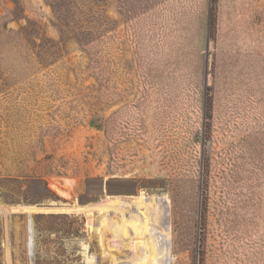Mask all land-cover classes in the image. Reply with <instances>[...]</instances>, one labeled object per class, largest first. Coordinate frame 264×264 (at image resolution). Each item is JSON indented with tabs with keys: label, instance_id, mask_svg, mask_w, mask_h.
<instances>
[{
	"label": "rangeland",
	"instance_id": "obj_1",
	"mask_svg": "<svg viewBox=\"0 0 264 264\" xmlns=\"http://www.w3.org/2000/svg\"><path fill=\"white\" fill-rule=\"evenodd\" d=\"M137 199L164 227L133 231ZM154 239L155 264H264V0H0V264Z\"/></svg>",
	"mask_w": 264,
	"mask_h": 264
},
{
	"label": "bare ground",
	"instance_id": "obj_2",
	"mask_svg": "<svg viewBox=\"0 0 264 264\" xmlns=\"http://www.w3.org/2000/svg\"><path fill=\"white\" fill-rule=\"evenodd\" d=\"M134 202L137 203V207L138 208H143V212H142V216L143 218L140 219L139 217H135V218H132L130 219L129 221H127L129 223V226H131V228L133 229V231L136 233V234H146L147 232H150V224L151 221H157L158 224H162L161 227H164L163 225L166 224V218H157L158 216H153L152 212L150 211V206L152 205L151 203H148V200L147 199H137L135 200ZM153 202V201H152ZM112 203V205L116 206V205H119L121 203V201L119 200H115L113 202H110ZM134 217V216H133ZM124 230V233L127 234V229L128 228H123ZM157 241V240H156ZM157 243V242H156ZM156 243H155V239L153 240V243H151V240L150 241H147L144 243V245L148 246V248H144L142 249V251H140L139 248H137V252H139L138 254V258H136L137 260H139V264H155V261H153L152 259H150V253H153L155 250L154 249H157L159 247L156 246ZM29 245L31 247V244H30V236H29ZM33 248V247H32ZM145 249H148L147 251Z\"/></svg>",
	"mask_w": 264,
	"mask_h": 264
},
{
	"label": "water",
	"instance_id": "obj_3",
	"mask_svg": "<svg viewBox=\"0 0 264 264\" xmlns=\"http://www.w3.org/2000/svg\"><path fill=\"white\" fill-rule=\"evenodd\" d=\"M29 231H30V244H31V247H33L34 243H33V230H32V224H31V221H30V224H29Z\"/></svg>",
	"mask_w": 264,
	"mask_h": 264
}]
</instances>
